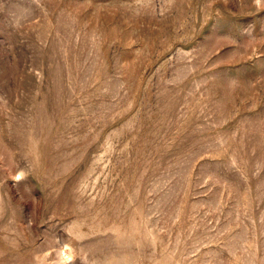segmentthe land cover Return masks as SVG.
Returning <instances> with one entry per match:
<instances>
[{"label":"rangeland","instance_id":"rangeland-1","mask_svg":"<svg viewBox=\"0 0 264 264\" xmlns=\"http://www.w3.org/2000/svg\"><path fill=\"white\" fill-rule=\"evenodd\" d=\"M0 264H264V0H0Z\"/></svg>","mask_w":264,"mask_h":264}]
</instances>
